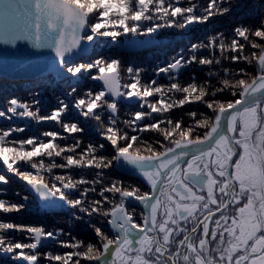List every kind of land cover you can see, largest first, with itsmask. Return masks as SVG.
Wrapping results in <instances>:
<instances>
[{
	"label": "snow or ice",
	"instance_id": "6c2138e0",
	"mask_svg": "<svg viewBox=\"0 0 264 264\" xmlns=\"http://www.w3.org/2000/svg\"><path fill=\"white\" fill-rule=\"evenodd\" d=\"M245 7L244 0H0V44L15 49L25 42L31 49L48 50L57 77L86 74L99 84L71 103L59 99L48 114L34 109L38 99L12 98L0 110L8 122L27 118L58 126L29 135L27 126L0 124V261L264 264V16L255 25L209 32L189 46L187 57L181 49L155 72L167 83L146 78L143 68H125L118 58L76 62L87 52L83 45L97 38L116 41L127 34L206 25ZM202 51L211 55L201 56ZM224 61L247 67H224ZM194 64L220 69L209 70L203 82L194 73L182 82L184 70ZM76 92L72 87L66 95ZM225 93L238 98L216 99ZM133 99L138 110L127 115L123 101ZM196 103L212 114L188 111L173 117L176 109ZM73 107L101 126L104 142L85 144L76 135L86 129L70 118ZM144 133L155 138L146 139ZM125 166L139 173L148 191L112 178V170ZM12 176L50 202L43 207L75 209L81 215L74 218L88 225L96 243L64 229L6 219L27 211L30 200L9 187ZM129 203L142 207L139 222ZM94 218L107 222L113 235ZM46 240L71 251L42 252L49 247Z\"/></svg>",
	"mask_w": 264,
	"mask_h": 264
},
{
	"label": "trees",
	"instance_id": "16d2710c",
	"mask_svg": "<svg viewBox=\"0 0 264 264\" xmlns=\"http://www.w3.org/2000/svg\"><path fill=\"white\" fill-rule=\"evenodd\" d=\"M246 7L235 14L234 17L228 19L213 18L206 25L194 24L186 29L167 28L158 33L152 35H134L127 34L120 37L116 41H112L111 38H97L93 50L91 53L84 55L76 60V62H87L89 59L96 58L98 56H104L108 58H118L124 62L125 68L128 66L139 67L145 69L146 78H153L161 83H167L163 74L155 75L156 70L159 67L166 66L174 56L180 54L181 49L184 50V55L187 57L189 54V46L194 42H199L204 39L209 32L219 33L226 28L234 27L237 24L255 25L258 23L261 16H264V0H244ZM247 14V15H246ZM213 25H215L213 27ZM126 38L129 43L135 41H150L153 39H159L160 45L142 52H123L120 50V39ZM229 35V39H230ZM201 56H210L209 51H202ZM224 67L231 68H243L247 67L245 64H231L229 61L223 62ZM220 66H201L192 65L186 70L181 77L182 82L188 81V74L194 73L198 82H203L206 78V73L209 70H219ZM250 72H253L251 67L248 68ZM223 75V73H221ZM126 78V77H125ZM72 87L77 88V92L71 96L66 95L71 92ZM89 88L98 89V82H94L85 76L71 77L70 75L61 79L57 77L51 70H40L37 72H29L23 74H0V110H6L7 102L12 98L20 99L24 102H32L39 100V105H33L34 109L39 108L42 114H48L55 109L58 105L59 99H64L66 102H73L74 98H79ZM238 97H232L225 93L218 95L216 99L231 100ZM135 100V99H133ZM132 100L123 101V111L125 114L130 115L131 112L138 110V103L131 102ZM188 111H197L200 113H206L211 115L212 113L204 105L196 103L185 105L183 109H176L173 112V117L177 118L181 114ZM73 116L70 117L73 122H82V126L86 129L84 133L76 134L81 138L84 143L92 142H104L103 138L99 135L100 125L96 121L88 120L78 115V110L72 109ZM124 118V117H122ZM184 119L187 123H192L187 115H184ZM13 123L14 125L27 126L29 135L43 132L44 130L57 129L58 126L55 122H45L38 124L34 120L27 118H14L12 122L5 121L4 118H0V124ZM64 135H68L65 133ZM146 139H154L155 136L152 133L141 134ZM71 140L64 143H71ZM111 149H109V153ZM23 170V169H22ZM2 171V169H0ZM61 171V170H56ZM113 179L122 180L127 186H138V180L131 179L117 171V169L111 171ZM11 189H15L22 195H30L28 203L29 207L27 211H23L20 214H8L6 219L11 221L31 226H45L48 229H64L65 232H71L73 236L78 239H83L88 242L96 243V236L86 223L82 220H77L74 217L81 214L76 212L75 209H63L60 213L50 212L44 208L35 198V193L26 185L21 179L12 176ZM12 200H16V197H9ZM87 219V217H85ZM93 223L98 227H101L103 231L110 235L107 222L101 223L99 218H94ZM111 236V235H110ZM23 240V236L20 237ZM62 239H70L67 236ZM28 242V241H23ZM45 245L49 247L47 249L42 248L41 251L51 250L53 252L63 253L71 251V249H64L52 246V241H44ZM2 255V254H0ZM0 264H23V262H16L4 257ZM41 264H46V261H42ZM82 264L84 262L82 261Z\"/></svg>",
	"mask_w": 264,
	"mask_h": 264
},
{
	"label": "water",
	"instance_id": "95a60500",
	"mask_svg": "<svg viewBox=\"0 0 264 264\" xmlns=\"http://www.w3.org/2000/svg\"><path fill=\"white\" fill-rule=\"evenodd\" d=\"M95 42L88 43L86 42L83 47L87 49V52L84 54H80L76 57V60L83 57L86 54L92 52ZM159 39H153L150 41H135L129 43L126 38L120 39V50L123 52H142L152 49L160 45ZM54 59V54L50 53L48 50H34L31 49L30 44H26L25 42H20L17 48L13 49L11 46L0 44V74H23L29 72H37L40 70H50V62ZM131 102H135L132 100ZM117 171L127 177L137 179L143 183H145L142 178L139 176V173L132 169L130 166H125L123 168H117ZM146 184V183H145ZM35 198L37 201L43 206L46 202L41 200L36 194ZM57 204H61L62 202L56 201ZM130 207L140 208L138 203L131 204ZM45 208V207H44ZM70 210V206L63 207H55V208H46L50 212L60 213L63 209ZM110 229V227H109Z\"/></svg>",
	"mask_w": 264,
	"mask_h": 264
},
{
	"label": "flooded vegetation",
	"instance_id": "af4514ba",
	"mask_svg": "<svg viewBox=\"0 0 264 264\" xmlns=\"http://www.w3.org/2000/svg\"><path fill=\"white\" fill-rule=\"evenodd\" d=\"M137 185L140 187V189H141L142 192L149 190L148 186L145 183L141 182V181H139V184H137ZM133 209L135 210V219L137 220V222H139L140 221V213L143 210H141L140 208L130 207L129 206V211H133ZM108 228H109V225H108ZM110 235H113V233H112L111 230H110Z\"/></svg>",
	"mask_w": 264,
	"mask_h": 264
},
{
	"label": "bare ground",
	"instance_id": "6f19581e",
	"mask_svg": "<svg viewBox=\"0 0 264 264\" xmlns=\"http://www.w3.org/2000/svg\"><path fill=\"white\" fill-rule=\"evenodd\" d=\"M130 178V177H129ZM131 179H133V178H131ZM134 180H137V179H134Z\"/></svg>",
	"mask_w": 264,
	"mask_h": 264
}]
</instances>
